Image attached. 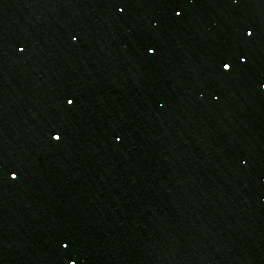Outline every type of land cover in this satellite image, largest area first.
Listing matches in <instances>:
<instances>
[{
	"label": "water",
	"instance_id": "water-1",
	"mask_svg": "<svg viewBox=\"0 0 264 264\" xmlns=\"http://www.w3.org/2000/svg\"><path fill=\"white\" fill-rule=\"evenodd\" d=\"M0 264H264V129L212 0H0Z\"/></svg>",
	"mask_w": 264,
	"mask_h": 264
}]
</instances>
